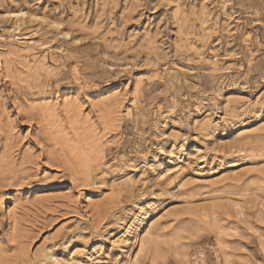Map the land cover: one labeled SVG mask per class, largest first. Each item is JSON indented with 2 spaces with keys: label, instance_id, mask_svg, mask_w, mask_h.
Returning a JSON list of instances; mask_svg holds the SVG:
<instances>
[{
  "label": "rangeland",
  "instance_id": "374dc122",
  "mask_svg": "<svg viewBox=\"0 0 264 264\" xmlns=\"http://www.w3.org/2000/svg\"><path fill=\"white\" fill-rule=\"evenodd\" d=\"M0 264H264V0H0Z\"/></svg>",
  "mask_w": 264,
  "mask_h": 264
},
{
  "label": "bare ground",
  "instance_id": "6f19581e",
  "mask_svg": "<svg viewBox=\"0 0 264 264\" xmlns=\"http://www.w3.org/2000/svg\"><path fill=\"white\" fill-rule=\"evenodd\" d=\"M16 14V13H15ZM19 14V13H18ZM17 14V15H18ZM8 15V14H7ZM12 16V15H11ZM19 16V15H18ZM20 17V16H19ZM9 212H11V210H10V208H9ZM149 234V233H148ZM148 236V235H147ZM142 245H143V241H141V243H140V248L142 247ZM138 251H140V250H138Z\"/></svg>",
  "mask_w": 264,
  "mask_h": 264
}]
</instances>
